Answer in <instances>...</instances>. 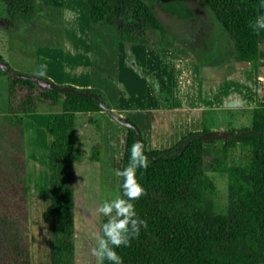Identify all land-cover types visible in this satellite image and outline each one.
<instances>
[{
	"label": "trees",
	"instance_id": "trees-1",
	"mask_svg": "<svg viewBox=\"0 0 264 264\" xmlns=\"http://www.w3.org/2000/svg\"><path fill=\"white\" fill-rule=\"evenodd\" d=\"M84 1L90 22L115 26L118 40L145 43L150 29L160 43L177 42L145 0ZM202 1L232 41L225 57L211 61L213 65L240 61L256 70L257 33L248 25L257 17L261 0ZM0 2L10 27L35 17V0ZM6 67L10 73L0 70L7 89L6 111L0 115V264H32L25 184L29 158L23 147L22 115L36 112L38 104L58 107L44 118L51 264H73V164L99 159L97 143L86 155L77 146L75 121L78 113L97 112L125 129L119 170L128 164L137 141L149 160L146 169L136 172L146 194L132 201L147 227H141L129 246L115 249L122 264L264 263V102L248 110L247 127L220 132L211 129L213 119L208 125L201 118L198 130L164 148L147 149L138 126L114 114L101 91L57 85L43 77L50 87L41 88L27 73ZM236 150L242 153L239 159L234 157ZM215 176L226 182L224 213L199 205L204 193L214 191ZM122 183L119 177V195ZM106 220L102 217L100 225Z\"/></svg>",
	"mask_w": 264,
	"mask_h": 264
},
{
	"label": "crops",
	"instance_id": "crops-1",
	"mask_svg": "<svg viewBox=\"0 0 264 264\" xmlns=\"http://www.w3.org/2000/svg\"><path fill=\"white\" fill-rule=\"evenodd\" d=\"M82 3L80 0H35V17L30 22L35 48L42 53L39 55V64L27 71V74L37 75L41 66L46 65L43 78L54 84L94 88L101 92L105 90L106 95L110 96L106 98L110 110L119 117L129 119V115H134L138 119V116H143V120L153 122L157 118L161 119L163 125L150 129L153 135L145 141L147 149L164 148L181 135L198 130L203 112L248 111L258 102H264V31L257 34L256 70L240 61H218L215 65L211 61H202L205 65L199 66L177 44L178 41L170 42L169 45L167 41L160 43L155 30H147L145 43L118 40L116 27L91 23L88 7L85 9ZM259 5L257 17L264 15V8ZM192 19L193 13L187 20ZM110 53L112 56L108 60ZM112 64L114 71L110 72ZM109 85L110 91L106 89ZM46 112L23 114L22 135L29 163L36 166L35 172L28 169L25 171L28 179L27 200L30 192L41 197L39 191L40 194L45 193L46 222L39 220L41 224L37 230L44 229L49 237L47 144L44 128ZM152 113H158L159 117H151ZM169 119H175L174 124H166ZM75 130L76 144L82 150L79 140L83 132L77 127ZM96 139L99 140V159H83L73 164V187L76 173L80 180L89 165L97 163L100 169V152L110 157V151H113L110 146L112 139H106L100 133ZM147 142L152 147L147 146ZM122 149L123 144L118 170ZM97 189L100 191L101 187ZM78 192L76 197L73 189V264H97L91 255L92 248L89 247L90 244L95 245V239L88 238L86 231L89 227L97 231L104 216L96 211L98 206L92 211L86 205V198L81 195L85 191L78 189ZM47 264H51V258H48Z\"/></svg>",
	"mask_w": 264,
	"mask_h": 264
},
{
	"label": "rangeland",
	"instance_id": "rangeland-1",
	"mask_svg": "<svg viewBox=\"0 0 264 264\" xmlns=\"http://www.w3.org/2000/svg\"><path fill=\"white\" fill-rule=\"evenodd\" d=\"M83 2L86 9V3ZM150 4L155 15L165 25L171 35L178 41V45L190 54L193 60L198 64L199 61H216L225 57L228 52V47H231L232 41L229 35L222 29L220 24L216 21L213 15L206 8L202 0H145ZM193 11V12H192ZM193 13V19L190 18ZM4 4L0 2V59L11 69L20 73H28L27 71L34 69L39 64V55L42 53L35 48L34 32L32 30L31 22L19 23L15 27H10L5 20ZM184 20V21H180ZM65 25V23H64ZM148 30V29H147ZM150 34V33H149ZM169 35V37H171ZM227 47V48H226ZM223 49V50H222ZM227 49V52L225 51ZM230 49V48H229ZM220 50V52H218ZM213 52L212 54L210 52ZM216 51V53H214ZM222 51V52H221ZM48 51H45L47 53ZM51 54V52H48ZM54 55L57 53H53ZM112 56L110 53L109 57ZM110 72L114 71L112 64ZM34 75V74H28ZM36 76V75H34ZM110 91V85L108 86ZM6 75H0V115L6 111ZM105 92V93H104ZM102 94L106 98V91ZM108 102V101H107ZM58 110L57 106H46L38 104L37 112ZM151 117H159L158 113H152ZM157 114V115H156ZM138 115V114H137ZM129 119L135 123L144 141L152 137L150 129H155L156 125L160 127L164 122L157 118V121L143 120V116L129 115ZM150 117V118H151ZM172 117V116H171ZM201 118L209 123L213 119L211 129L224 132L228 128H241L249 126V114L246 110H230V111H216L213 114L203 112ZM174 120L166 122V124H174ZM75 127L80 129L81 139L79 145L82 147L83 154H87L89 146L92 143L99 142L96 137L99 133L110 140V146L113 151H110V157L101 154L99 163L89 165L83 172V176L79 180V174L76 173L74 180V191L76 197L79 195L78 189L85 191L82 196L86 201V205L93 211L95 206H99L100 202L105 199H112L119 195L120 185L119 177L115 174L118 170V159L120 155V148L123 144V126L114 121L112 117L106 113H94L92 115H83L78 113L76 115ZM102 130V132L100 131ZM83 134L85 135L83 137ZM151 134V135H150ZM100 139V138H99ZM163 139V138H162ZM115 144V147H113ZM99 146V145H98ZM147 146L152 147L150 142ZM148 147V148H149ZM147 148V147H146ZM85 154V155H86ZM240 150L234 152L235 159H239L241 155ZM35 172L36 166L33 163H26L25 171ZM28 179L25 172V184ZM82 181V185L80 184ZM86 182V183H85ZM215 189L212 193H204L199 205L209 204L210 208L216 213H224L226 205V182L224 177L215 176ZM40 186V184H39ZM97 187H101L98 191ZM39 191V189H37ZM30 192V188H29ZM37 196L34 192H30L27 200L28 207V223L29 225V239H30V260L32 264H47L48 258H51V247L48 242L49 237L44 232V229L37 227L39 220L46 222V199L45 193ZM78 200V198H77ZM97 211V209H96ZM78 223V218L76 216ZM92 228V229H91ZM96 230L89 227L86 231V236L90 239H95ZM31 234V235H30ZM95 245L90 244V248ZM95 259L94 257H92Z\"/></svg>",
	"mask_w": 264,
	"mask_h": 264
},
{
	"label": "clouds",
	"instance_id": "clouds-1",
	"mask_svg": "<svg viewBox=\"0 0 264 264\" xmlns=\"http://www.w3.org/2000/svg\"><path fill=\"white\" fill-rule=\"evenodd\" d=\"M259 7L264 8V0H261ZM248 26L257 34L264 31V15L255 17ZM45 74L46 65H42L37 75L44 77ZM148 164L149 160L143 154V146L137 141L131 147L128 164L115 173L123 181L122 195L100 202L97 212L107 220L96 231L95 246L91 249V255L97 264H104L105 261L110 264H122V259L115 249L129 246L130 241L139 236L141 227H147L146 221L137 216L132 201L146 194L145 189L136 180V172L138 169H146Z\"/></svg>",
	"mask_w": 264,
	"mask_h": 264
},
{
	"label": "water",
	"instance_id": "water-1",
	"mask_svg": "<svg viewBox=\"0 0 264 264\" xmlns=\"http://www.w3.org/2000/svg\"><path fill=\"white\" fill-rule=\"evenodd\" d=\"M0 70H5L8 73H10L9 70H7L6 64H4L3 62H0ZM28 79L32 80L35 82V84L41 88H47L50 87V84L48 81L42 79L41 77L38 76H34V75H28L26 76Z\"/></svg>",
	"mask_w": 264,
	"mask_h": 264
}]
</instances>
